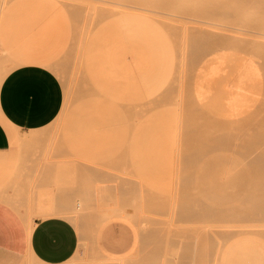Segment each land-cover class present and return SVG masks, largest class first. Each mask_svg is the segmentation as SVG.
I'll return each mask as SVG.
<instances>
[{
	"label": "rangeland",
	"instance_id": "rangeland-1",
	"mask_svg": "<svg viewBox=\"0 0 264 264\" xmlns=\"http://www.w3.org/2000/svg\"><path fill=\"white\" fill-rule=\"evenodd\" d=\"M124 1L159 13H115L113 7ZM223 2L0 0V85L13 69L34 65L51 72L61 88L54 119L22 132L14 146L25 189L23 205L17 203L20 210L64 216L78 230L79 245L67 264H242L247 250L243 211L219 222L185 215L188 198L196 191L188 186L189 176L208 180L202 194L211 192L214 181L208 172L226 177L228 170L234 175L242 168L239 173L245 176L250 172L246 156L263 151L264 157V138L252 139L247 133L253 131L245 128L248 116L264 117V19H252L257 23L253 32L235 31L230 43L223 33L237 21L223 12ZM194 19L208 21L214 33ZM30 49L51 56L54 65L17 54ZM214 50L205 63V53ZM117 58L126 65L116 82L121 94L133 95V100L115 99L102 89ZM203 163L209 167L204 172ZM254 178L249 181L254 185L248 183L247 193L240 194L242 200L261 190L257 185L263 177ZM229 186L218 192L237 203L231 195L237 191L234 182ZM260 259L264 264V255Z\"/></svg>",
	"mask_w": 264,
	"mask_h": 264
},
{
	"label": "crops",
	"instance_id": "crops-1",
	"mask_svg": "<svg viewBox=\"0 0 264 264\" xmlns=\"http://www.w3.org/2000/svg\"><path fill=\"white\" fill-rule=\"evenodd\" d=\"M17 54L28 61L54 65L51 56L37 50ZM111 63L102 89L115 99L133 100V95L121 94L116 82L126 63L123 58ZM60 100L57 79L40 66L15 68L0 85V264H67L79 245L78 230L70 219L23 213L17 205L23 202L25 189L15 141L22 132L51 122L59 111ZM136 245L137 236L131 249Z\"/></svg>",
	"mask_w": 264,
	"mask_h": 264
},
{
	"label": "bare ground",
	"instance_id": "bare-ground-1",
	"mask_svg": "<svg viewBox=\"0 0 264 264\" xmlns=\"http://www.w3.org/2000/svg\"><path fill=\"white\" fill-rule=\"evenodd\" d=\"M118 2V1H117ZM119 2H122V1H119ZM115 4H118V3H115ZM120 4H122V3H120ZM120 4H118V5H120ZM124 4H125V1H124ZM121 5V6H116L115 5V7H113V10H114V12L115 13H120V12H126V11H129V10H132V9H139V10H147V11H149V12H153V13H159V11L158 10H156V9H152V8H149V6H148V8H144L143 6L141 7V6H136L135 4V6H133L132 4L131 5H127V4H125V5ZM130 4V3H129ZM145 6V5H144ZM222 10H223V12L227 15V16H230L231 17V19H232V21H237V26L236 27H233V26H228L225 30H226V32L224 31V35H227L228 36V38H227V36H225V38H227V40H228V42H232V37H229V36H233L234 35V32L235 31H238V30H241L240 31V33H246V34H248V33H250V32H253V30L256 28V26H257V23L255 22V21H252V19L254 20V18L256 19V20H258V21H260L261 19L263 20L264 19V0H224V2L222 3ZM197 12H199V11H197ZM203 13V12H202ZM206 13H209V11L208 10H206ZM204 14V13H203ZM205 15V14H204ZM199 16H202V14L201 15H199V13H198V17ZM207 18H208V15L206 16ZM251 19V20H250ZM195 20H198V19H194V21ZM198 21H200V20H198ZM197 21V22H198ZM201 23V27L202 26H204L203 27V29L205 28V29H207V30H212L213 31V33H214V30L215 29H213L214 28V26H212V25H210V23L208 22V21H205V20H202L201 19V21H200ZM196 23V22H195ZM199 23V22H198ZM235 23V22H234ZM260 23L261 22H259V25H260ZM262 25H263V27L260 29V30H262L263 28H264V24H263V22H262ZM196 26H200V25H196ZM261 26V25H260ZM259 27V26H258ZM198 30H199V28H197ZM202 29V28H201ZM258 30V29H257ZM257 30H255V31H257ZM215 32H217V31H215ZM239 32V31H238ZM262 32V31H261ZM213 33H211L212 34V36L211 37H214L213 36ZM237 33V32H236ZM239 33V34H240ZM257 33V32H256ZM263 33H264V31H263ZM203 34H204V32H203ZM220 34V33H219ZM254 34V33H253ZM259 34V33H258ZM221 35H222V33H221ZM220 35V36H221ZM264 35V34H263ZM203 36L204 35H202V38H203ZM209 35L207 34V36L206 37H208ZM223 36V35H222ZM221 36V37H222ZM252 36V35H251ZM254 36H255V34H254ZM260 36V35H259ZM216 38V37H215ZM234 38V37H233ZM247 38V37H246ZM206 39V38H205ZM209 39V38H208ZM208 39H206V40H208ZM213 39V38H212ZM242 39H243V37H242ZM245 39V38H244ZM226 40V39H225ZM227 40H226V42H227ZM231 40V41H230ZM234 40V39H233ZM246 40V39H245ZM222 41H224V40H222ZM235 41V40H234ZM250 41V40H249ZM200 42H202V41H200ZM217 42H218V40H217ZM241 42V41H240ZM239 42V45L241 44ZM256 42V41H255ZM249 43V42H248ZM197 44V43H196ZM245 44V43H244ZM263 44V43H262ZM84 45V44H83ZM195 44H193V46H194ZM203 45V44H202ZM221 45V44H220ZM232 45V44H231ZM210 46H211V44H210ZM219 46V45H218ZM243 46V45H242ZM197 48L198 47V45L196 46H194V48ZM213 47V46H212ZM220 47V46H219ZM241 47V46H240ZM239 47V48H240ZM192 48V50L194 49L193 47H191ZM208 48V47H207ZM214 48V47H213ZM212 48V49H213ZM218 48V47H217ZM226 48V47H225ZM225 48H223V49H225ZM243 48H244V46H243ZM203 49V48H202ZM202 49H201V51H202ZM215 49V48H214ZM227 49H228V47H227ZM241 49V48H240ZM217 50V49H216ZM220 50H222V49H220ZM239 50V49H238ZM239 51H242V50H239ZM203 52V51H202ZM191 53H193L192 51H191ZM196 53V52H195ZM198 53V52H197ZM201 53V52H200ZM207 53V54H206ZM205 53V56H203V61L206 63L207 61H210V59H212L213 58V56H214V54L216 53L215 52V50H214V52L212 51V52H206ZM217 53H218V50H217ZM239 53V52H238ZM202 54V53H201ZM197 54H195V56H196ZM247 55V54H246ZM198 56H199V54H198ZM198 56H196V57H198ZM227 56V55H226ZM230 56V55H229ZM263 56V55H262ZM192 57H194V56H192ZM195 57V58H196ZM216 57H218V54H217V56ZM239 57V56H238ZM261 56H259V58H260ZM258 58V59H259ZM263 58H264V56H263ZM196 59H198V58H196ZM200 59V58H199ZM202 59V58H201ZM261 59V58H260ZM262 60V59H261ZM264 60V59H263ZM194 61H195V59H194ZM260 61V60H259ZM196 62V61H195ZM255 62V61H254ZM263 63H264V61H262ZM194 63V62H193ZM197 63H198V61H197ZM200 63H201V61H200ZM241 64V63H240ZM198 65V64H197ZM219 65V64H218ZM243 66V65H242ZM193 67V66H192ZM240 67V66H239ZM245 67V66H244ZM249 67V66H248ZM260 67H262L263 68V66H260ZM196 70V69H195ZM260 70H262V69H260ZM237 73V72H236ZM192 74V73H191ZM243 74V73H242ZM244 75V74H243ZM190 76V75H189ZM194 76H195V74H194ZM241 76V75H240ZM245 76V75H244ZM191 77V76H190ZM263 77V79H264V76H262ZM243 79H245V78H243ZM261 79V78H260ZM224 81V80H223ZM262 81H264V80H262ZM244 83H246V81L244 80ZM262 83V82H261ZM187 84H188V82H187ZM193 84V83H192ZM230 84H232V83H230ZM230 84H228V86L230 85ZM245 85H247V84H245ZM253 85V84H252ZM264 85V84H263ZM193 86V85H192ZM231 85H230V89H231ZM262 87H264V86H262ZM189 88V87H188ZM194 88V87H193ZM190 89V88H189ZM192 89V88H191ZM261 89V88H260ZM194 90V89H193ZM221 90V89H220ZM247 90V89H246ZM263 90V89H262ZM191 92V91H190ZM262 92V91H261ZM264 94V93H263ZM263 94H261V96H263ZM197 96V95H196ZM185 97V96H184ZM188 97V96H187ZM182 98V97H181ZM104 99V98H103ZM188 99H189V97H188ZM187 99V100H188ZM198 99V98H197ZM186 100V101H187ZM260 100H261V98H260ZM189 101V100H188ZM195 101V100H194ZM193 101V102H194ZM112 102V101H111ZM109 103V102H108ZM190 103H192V102H190ZM197 103H200V102H197ZM262 103V102H261ZM103 104H104V101H103ZM107 104V103H106ZM195 104V103H194ZM257 104V103H256ZM108 105H110V104H108ZM261 105V104H260ZM262 105H264V103H262ZM101 107V106H100ZM116 107V106H115ZM124 107V106H123ZM261 107H263V106H261ZM261 107H259L261 110H262V108ZM90 108V107H89ZM109 108H112V107H109ZM117 108V107H116ZM121 108V107H120ZM202 108H203V106H202ZM259 108H258V110H259ZM102 109V108H101ZM253 109V108H252ZM252 109H250L251 111L250 112H252L253 113V111H252ZM97 110V109H96ZM115 111L116 109H108V111L109 112H111V111ZM118 110V109H117ZM132 110V109H131ZM204 110H206V109H204ZM256 110V109H255ZM257 110V111H258ZM101 111V110H100ZM103 111H104V109H103ZM106 111V110H105ZM107 111V112H108ZM128 111V110H127ZM127 111H124V114L125 113H128ZM191 111V110H190ZM192 111H194V110H192ZM200 111V110H199ZM91 112H93L94 113V111H91ZM204 112V111H203ZM208 112V111H207ZM206 112V113H207ZM248 112V111H247ZM112 113V112H111ZM116 113H117V111H116ZM121 111H120V115H121ZM196 113L198 114V112L196 111ZM101 114H104V113H101ZM118 114V113H117ZM195 114V113H194ZM200 114H202L201 113V111H200ZM208 114H210V112L208 113ZM249 114V113H248ZM105 115V114H104ZM128 115H132V114H130V111H129V113H128ZM214 116H215V114H213ZM250 115V114H249ZM103 116V115H102ZM108 116H109V114H108ZM112 116V115H111ZM110 116V117H111ZM194 116V115H193ZM208 116V115H207ZM199 117H201V116H199ZM205 117H206V114H205ZM204 117V118H205ZM219 117V116H218ZM217 116L215 117V119L216 118H218ZM239 117V116H238ZM247 117V116H246ZM133 118H134V116H133ZM194 118H195V116H194ZM209 118L210 119H214L213 117L211 118V116H209ZM209 118H207L208 120H209ZM222 118V117H221ZM241 118V117H240ZM199 119V118H198ZM227 119V118H226ZM230 119H231V117H230ZM229 119V120H230ZM249 119V121L248 122H250V123H248L247 124V126H246V123H242L243 124V126H244V124H245V128L247 129V131L248 132H251L250 130H252L253 132H251V133H247L248 135L249 134H251V137H252V139L253 138H255V139H263L264 138V117H261V118H257V116H255V118L253 119V118H249V116L247 117V119H246V122H247V120ZM252 121H251V120ZM194 120H196V119H194ZM193 120V121H194ZM200 120V119H199ZM208 120L206 121V122H208ZM218 120V119H217ZM217 120H215V121H217ZM221 120V119H220ZM228 120V119H227ZM219 121V120H218ZM239 121H241V120H239ZM197 122H200V121H197ZM209 122H210V120H209ZM220 122V121H219ZM232 122V121H231ZM236 122V121H235ZM235 122H234V124H235ZM196 123V122H195ZM195 123H194V125H195ZM213 123V122H212ZM209 124V123H208ZM207 124V125H208ZM217 124V123H216ZM236 124H237V122H236ZM221 125V124H220ZM213 125H211V127H212ZM214 126L217 128V126L214 124ZM238 126H240V125H237V127ZM242 126V127H243ZM192 127V126H191ZM197 127V126H196ZM201 127V126H200ZM208 127V126H207ZM211 127H209V131H210V129H211ZM105 128V127H104ZM224 128V127H223ZM231 127H229L228 128V130L230 129ZM125 129V128H124ZM198 129H199V127H198ZM225 129V128H224ZM239 129V128H238ZM237 129V131H238V133H240L239 132V130ZM249 129V130H248ZM218 130V129H217ZM216 130V131H217ZM243 130V129H242ZM199 131V130H198ZM202 131H205V130H202ZM208 131V132H209ZM97 132V131H96ZM96 132H94V133H96ZM104 132H107V130L106 131H104ZM206 132V131H205ZM233 132V131H232ZM243 132V131H242ZM192 133V132H191ZM209 133H211V131L209 132ZM225 133V132H224ZM208 134V133H207ZM232 134V133H231ZM240 134H242V133H240ZM240 134H237L238 136L240 135ZM90 135V134H89ZM230 135V134H229ZM233 135V134H232ZM237 135H235V137L237 136ZM221 136H224V135H221ZM97 137V136H96ZM218 137H220V136H218ZM235 137H234V139H235ZM195 138V137H194ZM237 138V137H236ZM93 139V138H92ZM128 139V138H127ZM212 139V138H211ZM216 139V138H215ZM238 139V138H237ZM251 139V140H252ZM198 140V139H197ZM245 140H247V139H245ZM87 141V140H86ZM235 141V140H234ZM237 141H239V140H237ZM195 142V141H194ZM202 142V141H201ZM204 142V141H203ZM202 142V143H203ZM242 142V141H241ZM245 142V141H244ZM248 142H249V140H248ZM255 142V141H254ZM209 143V142H208ZM215 143V142H214ZM219 143H222V142H219ZM228 143H230V141L228 142ZM235 143V142H234ZM247 143V142H246ZM85 144V143H84ZM88 144V143H87ZM90 144V143H89ZM92 144V143H91ZM210 144V143H209ZM211 144H213V143H211ZM236 144V143H235ZM257 144V143H256ZM87 146V145H86ZM97 146V145H96ZM195 146V145H194ZM200 146V145H199ZM203 146V145H202ZM238 146V145H237ZM236 147V146H235ZM199 148V147H198ZM257 148V147H256ZM263 148V147H262ZM200 149V148H199ZM218 149V148H217ZM226 149V148H225ZM261 149V148H260ZM259 149V150H260ZM248 150V149H247ZM254 151V150H253ZM223 152V151H222ZM253 153H255V152H253ZM252 153V154H253ZM258 153H261V151L260 152H258ZM262 153H263V151H262ZM261 153V154H262ZM218 154V153H217ZM261 154L260 155H254V156H252L250 153H249V155H251L252 157H247L246 156V160L248 161V164H249V170H250V172H252V173H248V174H251L250 176H252V177H250L248 174H246L245 176H244V174H241V173H239L240 171H242L241 169H240V171L238 172V173H234L233 172V174L234 175H232V174H230V173H232V171L229 173V170H228V168H227V170H228V174H227V171L225 172L226 174H227V176L225 177V176H220V175H218V174H221L220 172H218V174H216V173H213V174H209V172L207 173L209 176L211 175V179L214 181V186H213V188L211 189V192H207V193H203L202 194V192H204L203 190H202V188H204V186H205V183H209V181L208 180H206L205 182H204V180L202 179H200L198 182H197V180L195 181V179H194V177H193V175H191L192 177H190L189 176V183H188V186H191V187H193L194 186V188L196 189V191H194L193 192V195H191V196H189V200H188V203H187V205H186V208H187V210H186V212H185V215L186 216H189V217H192V218H195L196 220H204V219H208V218H212L211 220H218V222H219V220H225V219H227V218H229V216L230 217H232V215H239L240 213H241V211H243V214L246 216V218L243 220L244 222H247L246 224H242V227H244V226H246L247 227V231L245 232L246 233V240L245 241H247L246 242V248H247V250L245 251V254H244V256H243V261H242V264H247L248 262H250V263H254V264H263L262 263V261H261V259H260V257L262 256V255H264V181H262L261 183H258L259 185H257V187L259 188V189H261V190H259V191H255V190H257V189H255L253 186V189H254V191L258 194V192H259V194L257 195L256 193H252V194H254V196H249V197H247L246 199H244V200H242V196L240 195L242 192V194L244 195V192H245V194L247 193V189H248V183H249V181L250 182H252V181H254L253 179H255L256 180V178H254L255 177V175H258L259 174V176L261 175L262 177H263V180H264V157H262L261 156ZM191 155V154H190ZM194 155V154H193ZM248 155V154H247ZM195 156V155H194ZM212 156V155H211ZM214 156V155H213ZM89 157H90V155H89ZM193 157V156H192ZM198 157V156H197ZM234 157V156H233ZM245 157V156H244ZM91 158V157H90ZM95 158V157H94ZM190 158V157H189ZM199 158V157H198ZM244 159V160H245ZM193 160H195L194 159V157H193ZM91 161H92V158H91ZM191 161V160H190ZM189 161V162H190ZM201 161V160H200ZM217 161V160H216ZM223 161V160H222ZM196 162V161H195ZM203 162H205L204 160H203ZM207 162V161H206ZM225 162V161H224ZM187 163H188V161H187ZM197 163V162H196ZM226 163V162H225ZM235 163V162H234ZM244 163V162H243ZM242 163V164H243ZM214 164H215V162H214ZM220 164H222V163H220ZM219 164V165H220ZM224 164V163H223ZM239 164H241V162L239 163ZM233 165V164H232ZM231 165V166H232ZM197 166H199V165H197ZM229 166V165H228ZM236 166V165H235ZM234 166V167H235ZM245 166H246V164H245ZM215 167V166H214ZM220 167V166H219ZM244 167V166H243ZM247 167V168H248ZM208 170V165L206 166V164L204 165V163H203V165L201 164L200 165V169H203V172L206 170V169ZM222 168V167H221ZM236 168H240V166L239 167H237L236 166ZM194 169V168H193ZM205 169V170H204ZM211 169H212V167H211ZM224 169V168H223ZM230 169V168H229ZM232 169V168H231ZM233 169H235V168H233ZM232 169V170H233ZM206 170V171H207ZM196 171H197V169H196ZM211 171H214V170H211ZM220 171V170H219ZM236 171V170H235ZM245 171H247L248 172V169L246 170L245 169ZM202 172V171H201ZM215 172H217V171H215ZM222 172V171H221ZM198 174H196V179H199L198 178V176H200L201 177V175L202 174H200V172H197ZM242 173H244V170H243V172ZM206 174V175H207ZM235 174H237L236 176H235ZM224 175V174H223ZM230 175V176H229ZM254 175V176H253ZM235 177V178H233V180H231L232 178L231 177ZM204 177V176H203ZM222 177H224V179H226V178H229L228 180H231V181H233L234 182V186L233 187H235L236 188V192H238L239 193V195H240V197L238 198L234 193H236L235 192V190H234V193L233 194H231L232 195V199H233V202H234V200H235V202H236V200H237V203H232V200L229 198V196H227L226 194H224L225 196H227V197H225L223 194H220L218 191H220V190H222V191H226V189L224 190V188L227 186V188H228V186L230 185V183H232L229 187H231L232 185H233V182H229V185L227 184L228 183V180H223V178ZM256 177H258V176H256ZM252 178V179H251ZM222 179V180H221ZM249 179H251V180H249ZM257 182V181H256ZM225 183L227 184V185H225ZM255 183V182H254ZM250 184V183H249ZM117 185V184H116ZM115 185V186H116ZM208 185V184H207ZM211 185H212V181H211ZM225 185V186H224ZM248 185V186H247ZM250 185H254V184H250ZM255 185H256V183H255ZM111 186V185H110ZM222 186H224V187H222ZM191 187H189V188H191ZM250 187V186H249ZM256 187V188H257ZM234 188V189H235ZM250 189V188H249ZM245 190H247V191H245ZM249 191H252V190H249ZM227 192H229L228 190H227ZM219 193V194H218ZM256 194V195H255ZM248 196V195H247ZM236 197V198H235ZM244 197V196H243ZM246 197V196H245ZM244 197V198H245ZM238 198V199H237ZM227 199H229L228 200V202L226 201V204H225V201L224 200H227ZM223 201H224V203H223ZM227 203L231 206H223L224 204L225 205H227ZM223 204V205H222ZM55 212H57V210L56 211H54V213ZM65 212V211H64ZM210 220V221H211ZM223 225V224H222ZM94 230V229H93ZM151 232V231H150ZM148 233V235L147 236H149L151 233ZM155 232V231H154ZM243 234V232H239V234ZM157 234V233H156ZM151 235H153V234H151ZM149 237H151V236H149ZM149 237H147V238H149ZM151 239V238H150ZM149 242H152L151 240H149ZM257 255V256H256Z\"/></svg>",
	"mask_w": 264,
	"mask_h": 264
}]
</instances>
